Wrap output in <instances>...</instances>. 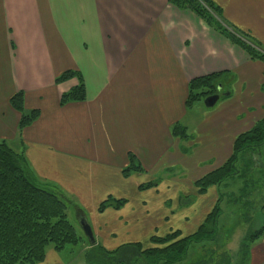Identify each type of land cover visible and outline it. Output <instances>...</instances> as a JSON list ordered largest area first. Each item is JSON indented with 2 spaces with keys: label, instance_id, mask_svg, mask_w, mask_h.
I'll use <instances>...</instances> for the list:
<instances>
[{
  "label": "crops",
  "instance_id": "crops-1",
  "mask_svg": "<svg viewBox=\"0 0 264 264\" xmlns=\"http://www.w3.org/2000/svg\"><path fill=\"white\" fill-rule=\"evenodd\" d=\"M211 1L227 29L264 53V0ZM66 71L79 75L85 99L60 106V97L78 84L74 78L55 83ZM223 72L232 76L221 85L229 96L209 114L212 127L221 129L199 130L198 142L210 144L208 157L216 158L209 171L264 119L262 61L167 0H0V142L24 157L39 184L73 200L77 218L85 217L96 243L108 250L148 245L152 236L172 231L191 235L212 210L214 197L182 207L157 191L138 200L136 194L156 173L197 169L180 153L186 140L171 129L190 110L188 83ZM19 92L25 113L39 111L21 131L20 114L9 103ZM129 154L142 171L123 177ZM108 198L125 204L98 213ZM58 263L50 250L42 264ZM248 264H264V238L251 245Z\"/></svg>",
  "mask_w": 264,
  "mask_h": 264
},
{
  "label": "trees",
  "instance_id": "trees-1",
  "mask_svg": "<svg viewBox=\"0 0 264 264\" xmlns=\"http://www.w3.org/2000/svg\"><path fill=\"white\" fill-rule=\"evenodd\" d=\"M167 1L179 10L192 12L206 25L248 54L252 60L264 63V53L259 51L257 46L251 45L248 36L239 31H231L223 25L220 10L211 0ZM73 78L78 80V84L60 97V106L82 102L85 99L84 85L77 73L66 71L55 79V83H63ZM229 78L232 76L223 72L191 80L187 86L185 107L190 109L194 103L212 95L221 96L222 82L226 80L229 83ZM222 97L224 96L220 99ZM9 103L20 114L19 131L30 126L39 116L37 110L24 112L21 92L13 95ZM171 135L178 140L188 139L186 129L179 124L172 127ZM262 144L264 119L256 122L235 139L232 153L224 164L194 181L198 193L203 194L208 188L219 186L229 178L237 176L239 172L236 164L240 155L252 153L253 159L256 160V149ZM128 158L130 165L122 170L123 177H128L132 172L142 171L133 155L129 154ZM154 185L151 182L142 184L138 190L152 188ZM221 201L222 197L216 200L212 210L191 235L182 237L179 231H172L162 237L152 236L147 247H143L141 243H130L109 251L96 242L90 245L85 236L77 234L67 217L69 201L39 184L30 175L24 157L1 141L0 264H42L48 246L57 254L64 252L68 247H81L85 264H232L231 255L222 249L228 238L221 241L222 247L217 246L220 244ZM184 203L180 201V206L188 205ZM124 204V200L108 198L99 205L98 213L108 208L118 210ZM261 208L264 210V201ZM263 238L264 220L260 228L247 232L242 238L237 251L240 261L235 264H248L251 245ZM209 244H214L215 249L208 252Z\"/></svg>",
  "mask_w": 264,
  "mask_h": 264
},
{
  "label": "rangeland",
  "instance_id": "rangeland-1",
  "mask_svg": "<svg viewBox=\"0 0 264 264\" xmlns=\"http://www.w3.org/2000/svg\"><path fill=\"white\" fill-rule=\"evenodd\" d=\"M251 45L254 46L252 43ZM226 92H228V86L223 85L222 89H220V93L225 94ZM224 99L225 98L222 97L212 109H206L203 100L194 103L187 112L186 119L180 123L183 125L182 127L186 128V132L189 136L186 142L180 144V153L185 159L198 163L197 171L193 170L191 166L190 169L183 168L180 170L178 168H172L161 171V173H156L151 176L152 180L150 182L155 184L152 188L142 190L138 195L136 191L135 194L138 200L145 197L148 191H157L156 193L163 195V197H171L177 200L178 203L180 201L185 202L188 204L186 205L188 207L192 205L196 206L198 203L197 200H204L203 202L207 205L212 201L211 198L213 197L215 204L216 200L222 197L220 205L222 215L219 221L220 244H217V246L218 248L222 247L221 241H223L224 238H228V241H225L222 249H224V251L226 250L229 255H231L232 264H235L240 261L237 251L240 246V240H242L241 238L244 237L247 232L260 228L264 220V210L261 208L264 201V144L256 149V160L253 159L252 153H246L244 156L240 155L236 164L239 172L237 176L229 178L219 186L208 188L203 194L198 193L197 188L193 184V180H197L209 173L211 171L208 170L209 167H214L216 163V158L208 157L211 153H214L213 150H210L211 145L198 142L200 138L199 130L208 128L221 129L220 126L212 127L215 125V122L214 118L209 114L212 110H215ZM214 144H220V142H215ZM194 148H196L195 151ZM174 200L169 201L166 206L170 208ZM69 203L70 204L67 205L68 220L76 229L77 234L79 236H84L76 216V207L74 205L77 204L71 199ZM84 211L86 216L89 217V212L85 209ZM148 245L143 244V247H147ZM198 246L199 245H197V247ZM80 248L81 247H68L64 252L57 254L61 260V263L58 264H85ZM84 248L85 246L83 249ZM214 249V244L207 245L208 252ZM50 250L53 249L51 246H48L46 248V253L48 254Z\"/></svg>",
  "mask_w": 264,
  "mask_h": 264
},
{
  "label": "water",
  "instance_id": "water-1",
  "mask_svg": "<svg viewBox=\"0 0 264 264\" xmlns=\"http://www.w3.org/2000/svg\"><path fill=\"white\" fill-rule=\"evenodd\" d=\"M221 96H229V93L226 92L225 94H221ZM220 95H212V96H209L207 98H205L203 100V104H204V107L206 109H212L214 108V106L218 103V101L220 100ZM79 221V224H80V228L84 234V236L87 238L88 242L90 245H94L95 244V240H94V236H93V233H92V230H91V227L90 225L87 223L86 219L84 216L80 217L78 219Z\"/></svg>",
  "mask_w": 264,
  "mask_h": 264
}]
</instances>
